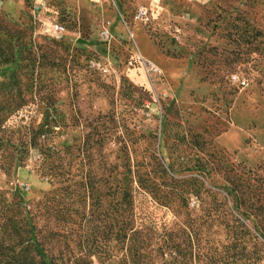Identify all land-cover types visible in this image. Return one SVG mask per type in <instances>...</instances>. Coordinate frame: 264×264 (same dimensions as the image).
Segmentation results:
<instances>
[{"label":"rangeland","instance_id":"obj_1","mask_svg":"<svg viewBox=\"0 0 264 264\" xmlns=\"http://www.w3.org/2000/svg\"><path fill=\"white\" fill-rule=\"evenodd\" d=\"M147 175L153 231L210 212L213 245L234 224L252 255L235 264H264V0H0V195L121 264L112 197Z\"/></svg>","mask_w":264,"mask_h":264},{"label":"trees","instance_id":"obj_2","mask_svg":"<svg viewBox=\"0 0 264 264\" xmlns=\"http://www.w3.org/2000/svg\"><path fill=\"white\" fill-rule=\"evenodd\" d=\"M142 174L144 176L146 173ZM149 181L147 175V178L138 179L139 185L136 188L125 189L120 199L112 197L110 232L121 243V249H124L121 264H235L242 257L252 258L251 254L248 256L247 239L235 230L237 226L234 224L230 227L231 234L227 237V243L221 247L213 245L201 229L203 223L209 222L211 226L217 221L210 212L194 217L185 214L178 229L165 227L162 233L153 231L146 224L145 217L138 219L134 210L136 193L150 187ZM161 183L166 187V181ZM151 187L159 197H167L168 193L178 194L171 183L170 189L167 187L163 190L154 185ZM43 198V206L46 208L44 213L57 217L59 210L49 204L51 197L45 195ZM41 202H36L38 205L35 210L39 215H44L39 207ZM29 213V210L24 211L21 202L7 201L0 195V264H90V249L84 246V250L79 251L70 247L68 236L71 231L57 227L58 223L56 229L39 228L33 216H27ZM85 242L89 244L87 240ZM89 248L102 254L104 252L100 247L89 245ZM112 252L107 253V256L110 257Z\"/></svg>","mask_w":264,"mask_h":264},{"label":"built area","instance_id":"obj_3","mask_svg":"<svg viewBox=\"0 0 264 264\" xmlns=\"http://www.w3.org/2000/svg\"><path fill=\"white\" fill-rule=\"evenodd\" d=\"M44 6H45V3L43 1L36 3V8L37 9L43 10ZM147 15H148V10L147 9H140L139 12H138V17H140L141 19L144 18V19L148 20L149 16H147ZM50 28L55 33H61L64 30L63 26H61L58 23H54V22L50 23ZM149 69L150 70H155V69H157V67H154L153 65H150Z\"/></svg>","mask_w":264,"mask_h":264},{"label":"crops","instance_id":"obj_4","mask_svg":"<svg viewBox=\"0 0 264 264\" xmlns=\"http://www.w3.org/2000/svg\"><path fill=\"white\" fill-rule=\"evenodd\" d=\"M148 58H151V59H152V57H151V56H148Z\"/></svg>","mask_w":264,"mask_h":264}]
</instances>
